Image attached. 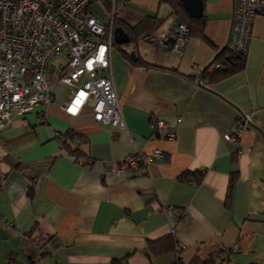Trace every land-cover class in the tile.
Masks as SVG:
<instances>
[{"label":"crops","instance_id":"crops-1","mask_svg":"<svg viewBox=\"0 0 264 264\" xmlns=\"http://www.w3.org/2000/svg\"><path fill=\"white\" fill-rule=\"evenodd\" d=\"M128 1L117 3L122 21L159 22L137 43L114 40L125 124L95 120L92 100L68 115L71 87L57 82L52 103L0 130V264H264V12L254 18L244 67L217 81L202 74L203 85L196 72L226 47L234 0H203L207 38L195 32L179 50L168 35L186 23L182 14L165 0ZM133 50L132 59L124 55ZM48 76L55 81L54 71ZM245 115L250 124L227 139ZM155 116L177 137L155 133ZM69 130L80 135L78 161L62 148ZM155 148L163 155L148 165L112 170Z\"/></svg>","mask_w":264,"mask_h":264},{"label":"built area","instance_id":"built-area-1","mask_svg":"<svg viewBox=\"0 0 264 264\" xmlns=\"http://www.w3.org/2000/svg\"><path fill=\"white\" fill-rule=\"evenodd\" d=\"M118 2L125 4L127 0H112L110 6L105 0H0V130L16 115L52 103L57 82L71 87L64 104L68 115H78L92 100L95 120L112 127L125 124L111 69ZM262 12L264 0H234L226 45L230 52L247 53L254 18ZM175 28L168 36L171 49L179 50L190 35V28L187 23H178ZM161 42L164 44L165 40ZM60 60L56 66L54 63ZM217 67L220 63L214 62L210 68ZM202 70L196 72V81L204 85L207 80L203 79ZM51 71L55 74L53 82L48 76ZM248 124L250 115H245L235 133L226 134V138L234 140L241 136ZM152 125L155 133L161 132L170 139L177 137L176 127L167 120L155 116ZM5 154L0 145V158ZM162 155L160 148L128 154L113 163L112 170L123 174ZM179 215L182 219L188 216L186 211ZM228 253V250L220 252L217 259L225 260Z\"/></svg>","mask_w":264,"mask_h":264},{"label":"trees","instance_id":"trees-1","mask_svg":"<svg viewBox=\"0 0 264 264\" xmlns=\"http://www.w3.org/2000/svg\"><path fill=\"white\" fill-rule=\"evenodd\" d=\"M105 1L109 6L112 5V0H105ZM165 1H168L172 5L176 13L182 14V16L185 18L184 21H186L187 25L190 28V35L197 32V33H200V35L203 38H207L205 34V18L204 17L193 18L189 16L186 13L184 7L182 6V3L180 0H165ZM158 22L159 21L156 22L152 16H147L143 18L136 25H132V24L122 21L117 16V13L115 14V17H114V27H117V26L123 27L125 31L128 33V35L130 36L132 42H135V43H137L139 36L142 35V32H148L146 34H152L153 31L156 29ZM124 55L128 57L129 59H132V56L130 53L124 51ZM245 58H246V54H241V55L233 54L227 49V47H225L224 49L220 50L216 54V56L213 58V61L202 70L203 77L207 76L210 79V81H217L221 78H224L236 71L241 70L245 64ZM214 62L220 63V67L213 68L212 71H209L210 67L213 65ZM136 63L142 64V65L146 64V62L141 59L136 60ZM79 136H80L79 133L69 130L64 134L63 140H62L63 151L68 156H70L76 161H78L81 156V153H80L82 151L81 144L79 143L76 146L75 145L73 146V144ZM214 262L215 261H213L212 259H209L204 264H215Z\"/></svg>","mask_w":264,"mask_h":264},{"label":"water","instance_id":"water-1","mask_svg":"<svg viewBox=\"0 0 264 264\" xmlns=\"http://www.w3.org/2000/svg\"><path fill=\"white\" fill-rule=\"evenodd\" d=\"M186 11L192 16L199 18L204 13V1L203 0H181ZM115 40L119 44L130 43L131 38L125 29L121 26L115 28ZM131 55L135 57V50L131 51Z\"/></svg>","mask_w":264,"mask_h":264},{"label":"rangeland","instance_id":"rangeland-1","mask_svg":"<svg viewBox=\"0 0 264 264\" xmlns=\"http://www.w3.org/2000/svg\"><path fill=\"white\" fill-rule=\"evenodd\" d=\"M122 6H127V5H123V3H122ZM128 6H130V7H132L133 6V4H132V1L131 0H129L128 1ZM62 62V60H60V61H56V63H54V64H56V66H58L59 65V63H61ZM68 90H69V88H68ZM67 89L65 90V91H68Z\"/></svg>","mask_w":264,"mask_h":264}]
</instances>
